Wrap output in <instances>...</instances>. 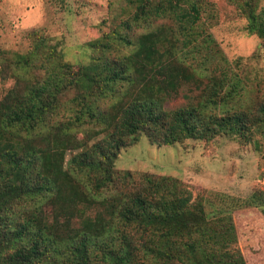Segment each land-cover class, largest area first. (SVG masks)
Returning <instances> with one entry per match:
<instances>
[{"label":"trees","instance_id":"obj_1","mask_svg":"<svg viewBox=\"0 0 264 264\" xmlns=\"http://www.w3.org/2000/svg\"><path fill=\"white\" fill-rule=\"evenodd\" d=\"M126 1L136 4L131 18L136 26H150L149 19L173 26H159L136 43L120 33L117 41L131 46L130 52L113 59L105 56L114 49L110 36L91 42L101 57L80 66L70 81L62 72L67 64L48 48L60 72L53 67L38 88L26 94L13 90L0 102V264H246L233 214L252 207L264 216L263 192L245 199L220 193L194 198L179 179L117 173L114 163L126 138L139 134L151 144L171 146L188 138H243L250 128L260 131L264 93L255 112L235 104L243 95L241 79L201 23L202 0ZM229 1L245 14L247 32L264 42V8L255 13L252 0ZM121 26L131 29L129 22ZM44 43L38 39L29 62L47 49ZM187 83L200 90V100L168 112L169 94ZM68 85L78 89L76 106L57 105L56 94ZM120 86L128 88L130 100L118 96ZM103 99L116 100L113 115L93 111ZM61 111L70 112L59 126L63 132L92 120L107 133L66 164V144L54 133L41 136L45 147L29 137ZM118 185L121 190L107 195ZM44 206L51 207L53 221L37 227L31 212ZM96 207L103 211L85 215ZM76 216L80 227L73 228Z\"/></svg>","mask_w":264,"mask_h":264},{"label":"rangeland","instance_id":"obj_2","mask_svg":"<svg viewBox=\"0 0 264 264\" xmlns=\"http://www.w3.org/2000/svg\"><path fill=\"white\" fill-rule=\"evenodd\" d=\"M250 2L255 13L264 8V0ZM135 8L136 4L126 0H0V102L8 99L13 90L26 94L38 88L36 86L43 82L53 67L60 72L57 69L60 62L58 58L47 55L51 51L48 48L52 47L61 56V63L67 64V69L62 72L70 81L76 79L80 66L101 57L99 51L90 47L91 42L98 39L107 41L110 36L114 49L105 56L113 59L130 52L131 46L126 47L117 41L120 33L136 43L142 35L159 26H173L169 20L149 19L150 26L138 27L131 20ZM124 22H129L130 30L121 26ZM201 23L241 79L243 95L235 104L255 112L264 93V42L247 32L245 14L229 0H202ZM39 38L45 39L47 49L44 47L36 59L29 62L28 56L34 52ZM42 65L49 69L40 68ZM120 87L117 88L118 96L126 95V101L130 100L126 93L128 88ZM77 91L71 85L65 87L56 94L57 105L76 106ZM199 100L200 90L187 83L169 94L164 107L173 112ZM111 103L114 106L116 100H99L92 109L99 117L111 116L114 114ZM69 115V111H61L47 117L44 124L29 136L34 138V145L38 141L45 147L41 136L54 133L66 144L65 164L71 155L93 147L107 135L104 125L92 120L63 132L59 126L68 120ZM36 134L38 137H34ZM20 135L25 134L20 132ZM135 139L126 138V146L120 149L114 163L117 173L130 171L173 177L184 183L194 198L220 193L245 199L257 191L264 193V126L257 132L250 128L243 138L227 135L210 139L188 138L171 146L151 144L142 134ZM119 190L121 186H115L107 195ZM102 209H86L85 215L94 217ZM31 214L37 227L53 221L50 206L36 208ZM233 220L237 245L246 264H264V216L260 210L252 207L237 209ZM62 221L60 219L59 224ZM80 221L74 217L71 226L80 227ZM60 228L64 229L63 226Z\"/></svg>","mask_w":264,"mask_h":264}]
</instances>
